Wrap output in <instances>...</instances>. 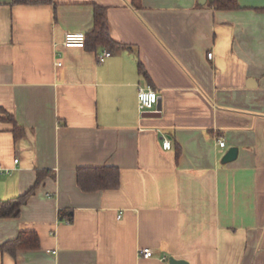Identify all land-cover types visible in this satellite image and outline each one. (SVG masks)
<instances>
[{
    "label": "crops",
    "instance_id": "obj_1",
    "mask_svg": "<svg viewBox=\"0 0 264 264\" xmlns=\"http://www.w3.org/2000/svg\"><path fill=\"white\" fill-rule=\"evenodd\" d=\"M96 4L118 45L64 46ZM239 4L0 0V200L36 185L0 217V245L40 239L0 264H264V0ZM147 86L159 115L139 112ZM99 166L120 169L118 188L79 186Z\"/></svg>",
    "mask_w": 264,
    "mask_h": 264
},
{
    "label": "trees",
    "instance_id": "obj_2",
    "mask_svg": "<svg viewBox=\"0 0 264 264\" xmlns=\"http://www.w3.org/2000/svg\"><path fill=\"white\" fill-rule=\"evenodd\" d=\"M30 1L31 0H21V2ZM210 4L215 9L234 10L241 7L239 0H210ZM85 35L86 44L84 48L95 49L99 46L113 48L118 45L110 34L106 6L100 4L94 6V26L92 30ZM140 69L144 71L142 64H140ZM145 75L148 76L146 72ZM14 133L17 137L22 136L24 129L15 123ZM41 176L42 172H40L36 184L39 183L38 181H40ZM77 181L79 186L85 191L114 189L118 188L120 185L121 172L117 166L81 167L77 170ZM35 187L36 185L19 196L7 200H0V217L19 215L22 205L26 203ZM39 245L40 239L37 233L33 231H21L17 237L2 243L0 245V250L16 255L21 249H36Z\"/></svg>",
    "mask_w": 264,
    "mask_h": 264
},
{
    "label": "built area",
    "instance_id": "obj_3",
    "mask_svg": "<svg viewBox=\"0 0 264 264\" xmlns=\"http://www.w3.org/2000/svg\"><path fill=\"white\" fill-rule=\"evenodd\" d=\"M63 45L66 47H79L84 48L86 44V35L83 32H67L65 38L62 41ZM112 54V50L105 49L99 55V60L103 61L107 56ZM213 52H209L208 55L211 57ZM61 64V62H58ZM159 94L156 89L151 86L140 87L138 91V109L141 115L146 114L147 112H159ZM163 148L170 149L172 147V141L168 136H164L162 140ZM218 144L220 146H225L226 142L223 139H218ZM18 159H16V162ZM67 222H70V218H66ZM139 253L145 257H150L153 255L151 248H141Z\"/></svg>",
    "mask_w": 264,
    "mask_h": 264
},
{
    "label": "water",
    "instance_id": "obj_4",
    "mask_svg": "<svg viewBox=\"0 0 264 264\" xmlns=\"http://www.w3.org/2000/svg\"><path fill=\"white\" fill-rule=\"evenodd\" d=\"M206 2V0H200L201 4H204ZM158 108H160V103L158 104ZM159 112H147L145 115L149 116V115H159ZM238 155V148L236 147H231L225 154L223 160L225 161H230L233 160L237 157ZM170 264H189L188 261L184 260V259H177L174 257L170 258Z\"/></svg>",
    "mask_w": 264,
    "mask_h": 264
},
{
    "label": "rangeland",
    "instance_id": "obj_5",
    "mask_svg": "<svg viewBox=\"0 0 264 264\" xmlns=\"http://www.w3.org/2000/svg\"><path fill=\"white\" fill-rule=\"evenodd\" d=\"M260 105H262V107L264 108V104L263 103H260Z\"/></svg>",
    "mask_w": 264,
    "mask_h": 264
}]
</instances>
